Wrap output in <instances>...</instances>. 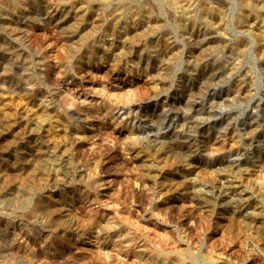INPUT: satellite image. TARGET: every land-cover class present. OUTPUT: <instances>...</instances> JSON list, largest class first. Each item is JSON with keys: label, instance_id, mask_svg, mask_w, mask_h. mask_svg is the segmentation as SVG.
I'll return each mask as SVG.
<instances>
[{"label": "rangeland", "instance_id": "374dc122", "mask_svg": "<svg viewBox=\"0 0 264 264\" xmlns=\"http://www.w3.org/2000/svg\"><path fill=\"white\" fill-rule=\"evenodd\" d=\"M143 1L164 14L171 29L165 2ZM228 1L227 35L245 38L248 48L238 58L221 47L194 49L197 56L191 66L187 58L191 47L206 42H186L173 26L179 56H156L146 48V34L141 33L130 41L133 48L124 49L115 60L108 57L102 63L96 58L81 64L76 45L88 29L72 14L85 0H24L20 7L31 22L18 21L13 10L8 19L0 18V66L12 81L0 89V264H160L152 257L155 252L169 254L166 264H264V61L252 49L254 34L233 24L238 5ZM63 4L70 14L60 25L35 20ZM18 28L22 35L15 32ZM74 32L78 37L68 38ZM138 44L149 56L141 65L133 57ZM19 53L27 61L23 67L16 60ZM206 61L220 71L213 83L217 91L245 76L250 90L243 98L210 100L203 88L191 98L200 114L192 111L193 102L192 106L171 102L167 126L151 119L146 111L155 103L153 95L172 94L179 78L189 77L191 69ZM119 83L123 88H116ZM107 103L112 104L110 109L105 108ZM191 117L202 118L197 122ZM34 121L39 123V136L28 143L23 156L11 154ZM116 124L134 135L118 132ZM166 131L170 135L152 148L150 139ZM204 133L221 137L214 144L219 152L199 153L197 157L210 164L207 167L187 165L181 150L201 147ZM39 143L64 155L56 172L45 164L31 165L28 152ZM230 146L236 151L227 154ZM4 155L12 161H2ZM231 158L236 163H227ZM176 175L193 179L196 190L217 191L225 180H236L246 191L253 214L234 215L172 193ZM19 184L27 188L19 202L1 197L17 198ZM33 210H39L38 221L31 220ZM48 214L60 218L51 228L45 224ZM6 229L17 234L14 240L4 234Z\"/></svg>", "mask_w": 264, "mask_h": 264}, {"label": "bare ground", "instance_id": "6f19581e", "mask_svg": "<svg viewBox=\"0 0 264 264\" xmlns=\"http://www.w3.org/2000/svg\"><path fill=\"white\" fill-rule=\"evenodd\" d=\"M22 1L24 0H0V18L2 20H6L13 14V12H15V16H18V21H22L23 24L31 22L29 15H27L26 11L22 10L20 7ZM163 1L168 7V19H171L172 26L186 42H191L192 40L196 39H201L202 41L206 42V44L201 42L203 45H200L199 48H197L196 46L191 47L190 53L187 54L190 66L193 62H195L194 59L195 56H197L195 55L197 50L203 47H221L224 51H227L226 53H229L234 57L236 56V58L240 57L248 48V43L245 38L229 37L227 35V15L229 11L228 0ZM235 1L238 5V12L234 16L232 22L240 30L251 32L254 34L255 42L252 43V49L257 52L258 58L264 61V0ZM10 10H13L11 14L9 12ZM106 10L109 11L107 17L103 16L104 11L107 12ZM69 14L70 8H68L67 5L57 6L44 11L43 13H41V16H39L35 20H37L41 25L52 24L54 26H58L60 25V22H63L65 19L69 18ZM72 15V18L75 19L78 23H85L84 27L88 29V31L86 32V36H80L78 39L79 42L76 45V47L78 48L77 50L79 52V57L82 60L81 64H88L90 61H94V59L96 58L102 63H105V59H107L108 57L111 58V60H115L118 56H120V54H122L124 49L133 48L130 44V41H132L134 37L140 36L141 33L146 34L145 39H147L148 44L146 48H151L154 52H156V56H165L170 59L181 54L180 44L178 43L176 37L173 36L171 31L172 26H170L171 29L168 25L166 27L164 22V14L162 15L161 12L155 10L151 3H147V1L85 0V4H80L75 8V10L73 9ZM144 24L146 29L142 31ZM15 32H17L18 35H22V30L19 28L16 29ZM78 35L79 32H74L70 34L68 38L74 39L75 37H78ZM126 43L128 44V47L126 46ZM134 49L135 52H133V57L135 58L136 62L140 65L147 63L149 60V56L146 52L142 51L144 48H141L138 44ZM194 49H196V52L193 51ZM16 60L17 63L22 67L27 62L25 58L21 57V53L16 56ZM61 66H63L62 62ZM212 67L213 65L207 61L201 62L199 67L191 69L189 77L185 78L183 76L182 78H179V81L175 84L176 87L174 89L172 88V94L163 95L162 93H160V91L155 93L153 95V98H155V103L153 105H149L148 111H146V113L149 114V117L151 119H156L158 122L162 121L161 124H163L165 127V125H168L165 123H168L171 120L169 119L170 117L167 114V110H169L171 102H173L174 106L184 104V102L190 103V105L192 106L193 102L194 107H192V111L195 113V115L201 113V109L199 108V106H196L197 103L191 100L193 94H195L196 91L202 92L201 89L205 88L207 99L210 98L211 100V98H243L246 95V92L250 90L249 77L245 76V80H238L237 84L231 86L232 88L229 87L227 90L224 89L223 91H217L214 87L215 84L213 83H215L216 78H218V76L220 75V71L218 69V71H214L212 70ZM204 78L211 79L212 81L205 83V81H203ZM11 82L12 81L9 75V71H2V68L0 66V89L8 87ZM150 84H154V82H150ZM118 85L119 86H116V88L118 89H121L124 86V84L120 85V83ZM164 85L165 84H162V86ZM126 88L127 91H129L131 86L127 85L125 89ZM155 88L156 87L154 86V89ZM120 93L121 92H117L116 94ZM104 106L106 109H110L112 107V104L107 103L104 104ZM201 118L202 117H195L193 119L196 121L198 120L197 122H199ZM32 125L34 126H32L33 128L31 130L29 129L28 135H25L26 132H24L25 134H22L19 137V141L11 150V154L14 153L18 157L23 156V154H25L27 151L26 146L33 140L32 138L35 137L36 134H38L39 136V123H36L34 121L32 122ZM30 126L31 125L29 123L27 125V128ZM186 126H188L187 128L189 129L192 125ZM116 127H118V132H127L130 137L134 135L133 130L126 128L123 124H116ZM178 132L180 133L182 132V130L178 129ZM169 133L170 131L162 133L160 138H158V135H155L154 138L150 139V142H148L149 145L152 146V148L155 147L157 145L156 142L158 141V139H161V137L166 138V136L170 135ZM204 134L205 135H202L201 139V147H193L191 150H181L186 157V161L188 162L186 163L187 165L192 162V166L207 167L210 164L206 162L203 163L201 159L197 157L199 156V153L207 152L208 154H213L219 152V149L214 147V144L219 143L221 137L211 136L209 133ZM233 134L231 136L234 138L235 134ZM207 143H212V145L210 146V144L208 145ZM35 149V151L28 152L32 166L41 167L45 164L52 171L56 172L57 167L63 164L64 155L59 154V149L50 148L48 145L46 146L43 143L37 144L35 146ZM156 150L158 149L156 148ZM234 151H236L235 147L230 146L226 153L228 154L229 152ZM54 158L57 160H55ZM1 160L11 162L12 158L9 155H4L1 157ZM236 161V158H231L230 160H227V163H236ZM217 163L220 164L219 161H217ZM211 164L215 165L216 163ZM176 180L178 183L176 188L174 187L173 189V186H169V189H173L171 190V192L173 191L172 193L186 195L208 205L212 203L213 206L218 208L219 210L230 211L234 215H244L249 217L253 214V208L249 204L250 202L249 198L246 195L247 193L243 189V187L237 183L236 180H225L224 186H222L221 189H218L217 191H215V189L196 190L194 188L195 183L193 182V179L185 178L183 175H176ZM24 184H19V186L16 187L17 194L15 195H17V198H14V195L2 193L1 197L6 198L7 200H17V202H19L18 196L22 197L25 189H27L25 187L26 185ZM21 197L19 199L20 201ZM46 218L47 219L45 224L50 228V225L54 226V224L59 223L60 220L58 215L56 216L55 214H50L48 217L46 215ZM39 219V210H33V212L31 213V220L38 221ZM3 232L6 236L12 238V240L15 239L14 235H17L14 233L9 234L7 229ZM100 237L101 236L98 235L95 238L99 240ZM152 257L155 258L156 261L160 264H166L169 258V254L155 252ZM175 257L179 261L183 259L181 254H178ZM174 261L176 260L174 259Z\"/></svg>", "mask_w": 264, "mask_h": 264}]
</instances>
